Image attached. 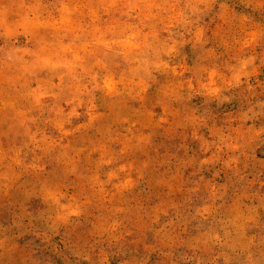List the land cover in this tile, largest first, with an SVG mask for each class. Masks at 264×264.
<instances>
[{"label":"rangeland","instance_id":"1","mask_svg":"<svg viewBox=\"0 0 264 264\" xmlns=\"http://www.w3.org/2000/svg\"><path fill=\"white\" fill-rule=\"evenodd\" d=\"M0 264H264V0H0Z\"/></svg>","mask_w":264,"mask_h":264}]
</instances>
